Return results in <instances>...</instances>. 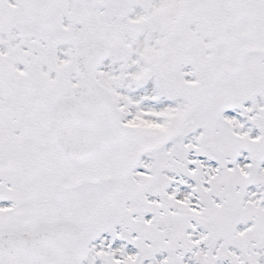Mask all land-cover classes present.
<instances>
[{
	"label": "snow or ice",
	"instance_id": "obj_1",
	"mask_svg": "<svg viewBox=\"0 0 264 264\" xmlns=\"http://www.w3.org/2000/svg\"><path fill=\"white\" fill-rule=\"evenodd\" d=\"M0 264H264V0H0Z\"/></svg>",
	"mask_w": 264,
	"mask_h": 264
}]
</instances>
